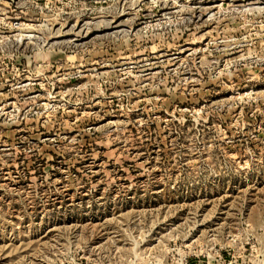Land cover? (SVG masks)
<instances>
[{
    "label": "rangeland",
    "instance_id": "1",
    "mask_svg": "<svg viewBox=\"0 0 264 264\" xmlns=\"http://www.w3.org/2000/svg\"><path fill=\"white\" fill-rule=\"evenodd\" d=\"M0 264H264V0H0Z\"/></svg>",
    "mask_w": 264,
    "mask_h": 264
}]
</instances>
